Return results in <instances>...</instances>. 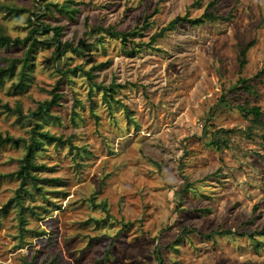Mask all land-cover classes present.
Masks as SVG:
<instances>
[{
	"label": "rangeland",
	"instance_id": "1",
	"mask_svg": "<svg viewBox=\"0 0 264 264\" xmlns=\"http://www.w3.org/2000/svg\"><path fill=\"white\" fill-rule=\"evenodd\" d=\"M66 1L0 0L1 34L24 38L32 17L64 26L62 41L80 45L56 61L54 32L41 30L28 88L11 87L21 64L0 86V104L20 102L28 113L61 81L64 98L53 111L59 119L44 130L72 135L80 149L76 155L68 143H44L33 171L40 189L27 185L22 204L14 200L7 211L20 180L2 175L18 169L26 149H1L0 264H158L157 244L164 264H264L257 232L264 226V125L248 129L251 120L237 106L264 112V76L256 95L232 90L264 67V0H216L211 10L227 19L200 26L171 22L201 16L213 0ZM47 3L76 8L75 19ZM100 26L131 36L125 45L101 30L100 40L80 44L86 30ZM251 41L240 71V50ZM133 43L143 46L131 55ZM26 51L0 47V66ZM76 66L94 67L93 81L82 70L61 73ZM113 82L122 85L120 104L95 85ZM31 127L0 107V132L29 138ZM220 128L232 132L222 133L229 146L219 150L210 140ZM185 226L192 230L180 235Z\"/></svg>",
	"mask_w": 264,
	"mask_h": 264
},
{
	"label": "trees",
	"instance_id": "2",
	"mask_svg": "<svg viewBox=\"0 0 264 264\" xmlns=\"http://www.w3.org/2000/svg\"><path fill=\"white\" fill-rule=\"evenodd\" d=\"M73 2L72 0L66 1L67 3ZM65 3V1H64ZM66 4L59 6L55 3H47L44 5V8L47 9L50 7L56 8V10H59L60 12H64L67 15H69L72 19H75V14L77 12V9L72 6H67ZM216 4V0H213L209 3L207 6L205 12L199 16V17H188V16H178L175 19L172 20L171 24H177L180 22H187L191 24L192 26H200L205 24L207 21L215 22L219 19H227V17L219 16L216 14L215 9L211 10L212 7ZM8 10L16 13L22 12L24 9L20 8H13L8 7ZM33 16H37L38 19L40 18L36 12H32ZM40 20V19H39ZM31 28L24 38L21 37H12L7 34H1L0 33V47H11V46H26L27 51L25 55L22 58H5V65L0 66V86L4 85L5 79L12 78L17 74V68L18 64H21V67L18 72V80L14 81L11 85V87L15 91H23L28 88V81L31 77V69H32V61L31 58L33 56L34 50L39 45L40 41L37 39V36L41 34V30H44L46 32L53 31L54 35L52 37V40L57 44L56 48V57L55 60H61L63 56H65L66 52L71 49L72 51H79L80 45L76 46L71 42H64L61 39V36L64 31V26H56L51 27L48 24H44L41 22V24H35L32 17L29 19ZM101 30L107 31L110 35H120L122 38L123 43L126 45L129 37L131 36L130 32H115L113 28H104V27H97V28H89L85 32V38L80 42V44L86 45L88 43V40L90 38L99 39L98 35ZM134 49H127V52L129 54L133 55L137 51L136 49L143 46L141 43H133ZM254 41H251L250 43L244 45L240 50V56H239V69L240 71L243 70L246 62H247V53L248 50L253 46ZM127 47V46H126ZM61 70V69H60ZM82 70L85 72L87 77L93 81L94 79V67L89 70H85L82 66H76L73 68L65 67L61 73L63 76H68L69 74H75L77 71ZM264 76V67L260 69L253 77L246 78V77H240L236 83V85L232 88L234 92H246L249 94L256 95V86L255 82L260 80ZM95 85L100 88L103 91V94L108 102H115L117 104L121 103V100L115 97L117 93V88H121L122 85L117 84L115 82L105 85V84H98L95 83ZM61 88V81L57 83L55 89L52 91V96L48 99L42 100L38 102V105L36 109L29 111L28 113L25 112L24 107L22 103L18 102L15 106H11L9 103L0 104V107L3 108L4 112L15 115L16 116V123H18L21 126H25L27 124H31L33 127H31L30 130V137L26 138L24 136H15L10 134L9 132L2 133L0 132V151L1 149L10 144L15 147H25V155L22 157L19 163V167L17 170L7 173L6 177L10 178H17L20 180V187L17 190V195L10 199L9 203H7L1 210L7 211L10 204L16 200L19 204H22L21 202V192H28V188L26 187L29 184H32L36 187H38V182L40 181L39 177L33 173L38 167H40L35 159L36 154L40 150L44 149V143L46 142H56L57 144H65L68 143L70 148L72 150H76V155H80V149L79 147L75 146L73 143V136L70 135L67 138H64L63 136H56L52 134L48 130H44V124L50 119V118H56L59 119V117H56V115L53 113L54 108L58 107L62 104V100L64 98V94L60 92ZM125 109L128 107L124 104H122ZM240 111L242 112L243 116L246 119L251 120V125L248 127V129H252L254 126H263L264 121L262 119L264 112L260 105H250L248 103L246 104H238L237 105ZM230 133L232 130H225V129H217L213 133V137L210 140V144L215 146L217 149H222L223 147H228V141L222 137V133ZM264 138V135H263ZM39 188V187H38ZM40 189V188H39ZM131 223H125L124 227H127ZM192 229L189 228V226L183 227L181 234H187ZM258 234L264 235V226L262 229L257 231ZM216 233V231L212 232L211 234ZM218 234H231L232 230H222L217 231ZM179 235V240L181 239ZM153 254L155 259L157 260L158 264H164V258L161 251V246L157 244L153 250ZM57 258H54L51 261L46 262L45 264H55Z\"/></svg>",
	"mask_w": 264,
	"mask_h": 264
}]
</instances>
